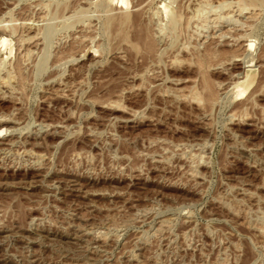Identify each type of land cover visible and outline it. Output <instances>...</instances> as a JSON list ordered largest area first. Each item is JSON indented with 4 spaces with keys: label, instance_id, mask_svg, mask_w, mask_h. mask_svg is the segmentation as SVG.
I'll list each match as a JSON object with an SVG mask.
<instances>
[{
    "label": "rangeland",
    "instance_id": "374dc122",
    "mask_svg": "<svg viewBox=\"0 0 264 264\" xmlns=\"http://www.w3.org/2000/svg\"><path fill=\"white\" fill-rule=\"evenodd\" d=\"M0 264H264V0H0Z\"/></svg>",
    "mask_w": 264,
    "mask_h": 264
},
{
    "label": "bare ground",
    "instance_id": "6f19581e",
    "mask_svg": "<svg viewBox=\"0 0 264 264\" xmlns=\"http://www.w3.org/2000/svg\"><path fill=\"white\" fill-rule=\"evenodd\" d=\"M249 69V68H248ZM7 84V83H6Z\"/></svg>",
    "mask_w": 264,
    "mask_h": 264
}]
</instances>
